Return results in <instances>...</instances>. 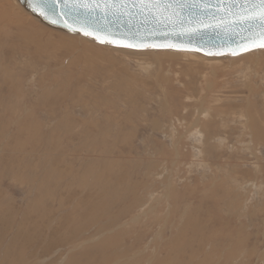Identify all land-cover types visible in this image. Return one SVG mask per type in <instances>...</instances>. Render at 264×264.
<instances>
[{"label":"rangeland","instance_id":"1","mask_svg":"<svg viewBox=\"0 0 264 264\" xmlns=\"http://www.w3.org/2000/svg\"><path fill=\"white\" fill-rule=\"evenodd\" d=\"M218 56L0 0V264H264V48Z\"/></svg>","mask_w":264,"mask_h":264},{"label":"water","instance_id":"2","mask_svg":"<svg viewBox=\"0 0 264 264\" xmlns=\"http://www.w3.org/2000/svg\"><path fill=\"white\" fill-rule=\"evenodd\" d=\"M44 23L95 43L125 48L190 50L207 56L238 55L258 48L260 28L242 19L248 6L224 0L149 11L128 3L113 15L94 0H18ZM35 9V10H34ZM131 13V14H128ZM89 33L85 35L84 33ZM131 45V46H126Z\"/></svg>","mask_w":264,"mask_h":264},{"label":"snow or ice","instance_id":"3","mask_svg":"<svg viewBox=\"0 0 264 264\" xmlns=\"http://www.w3.org/2000/svg\"><path fill=\"white\" fill-rule=\"evenodd\" d=\"M53 2H56V0H53ZM65 2H67V0H65ZM94 2H97V6H99V2H101V0H94ZM102 2L105 4V7L108 8L110 12H112L113 15H123L125 14L123 9L126 8L128 3L140 5L141 11H143L144 8H148L149 11H152L153 9L159 10L162 8L187 5L189 0H102ZM198 2L199 0H191L192 4H196ZM203 2L208 3L209 0H203ZM241 2L243 5L248 6L242 19H244L250 25H258L260 28V39L264 41V0H228L230 5ZM220 3L223 4L224 0H220ZM84 34L88 35L89 33L85 32ZM258 46L264 47V42L260 43Z\"/></svg>","mask_w":264,"mask_h":264},{"label":"bare ground","instance_id":"4","mask_svg":"<svg viewBox=\"0 0 264 264\" xmlns=\"http://www.w3.org/2000/svg\"><path fill=\"white\" fill-rule=\"evenodd\" d=\"M13 1H15L16 2V4L20 7V8H23L24 9V11H26L30 16H32L34 19H36V20H38L40 23H42V24H44V25H46V26H48V27H50V28H53V29H56L55 27H52V26H50V25H48V24H46V23H44L43 21H41L40 19H38L36 16H34L33 14H31L28 10H26L24 7H22V5L19 3V1L18 0H13ZM56 30H59V29H56ZM60 31V30H59ZM61 31H63V30H61ZM63 32H67V31H63ZM67 33H71V32H67ZM72 34H74V35H79V36H82V37H85V36H83V35H80V34H75V33H72ZM85 38H87V37H85ZM89 39V38H88ZM109 46V45H108ZM110 46H112V45H110ZM113 47H118V46H113ZM119 48V47H118ZM120 48H125V47H120ZM258 48H264V47H258ZM128 49H132V50H144V49H151V50H155V49H157V48H143V49H133V48H128ZM257 49V48H256ZM160 50H164V51H166V52H168V51H174V52H183V53H192V54H195V52L196 51H190V50H175V49H169V48H162V49H160ZM253 50V49H252ZM250 51V50H249ZM247 52V51H246ZM198 53V52H197ZM201 54V53H200ZM202 55H204V54H202ZM223 55H225V54H223ZM226 55H228V54H226ZM239 55V54H238ZM205 56H207V55H205ZM228 56H234V55H228ZM227 56V57H228ZM219 57V56H218ZM221 57H223V56H221ZM225 57V56H224Z\"/></svg>","mask_w":264,"mask_h":264}]
</instances>
